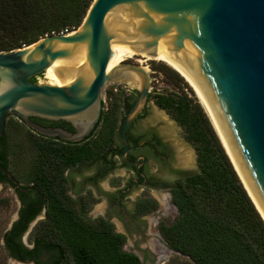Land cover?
I'll list each match as a JSON object with an SVG mask.
<instances>
[{"label": "water", "instance_id": "1", "mask_svg": "<svg viewBox=\"0 0 264 264\" xmlns=\"http://www.w3.org/2000/svg\"><path fill=\"white\" fill-rule=\"evenodd\" d=\"M149 68L182 78L264 224V0H91L71 32L0 50V134L12 114L39 134L80 141L98 119L104 85L122 81L136 89L118 128L124 155ZM43 70L39 82L27 79Z\"/></svg>", "mask_w": 264, "mask_h": 264}, {"label": "trees", "instance_id": "2", "mask_svg": "<svg viewBox=\"0 0 264 264\" xmlns=\"http://www.w3.org/2000/svg\"><path fill=\"white\" fill-rule=\"evenodd\" d=\"M90 1L0 0V50L21 47L63 28H75ZM156 69L179 91H148L146 100L152 98L180 126L183 139L193 148L197 166L170 187L176 213L169 223L158 222L159 234L170 249L184 256L176 264H264V224L219 141L191 93L182 91L186 87L182 78L171 69ZM35 76L27 79L35 82ZM104 93L108 104L104 106L101 101L92 130L76 142L48 137L39 140L17 117L8 126L10 114L4 116L0 160L7 162L8 154L21 178L35 182L45 214L28 233L29 245L20 237L31 213L21 221V210L19 218L0 233V264L7 257L33 264H141L135 253L121 248L124 235L115 231L111 222L88 218L87 207L64 190L62 171L66 166L105 160L107 156L112 164L111 156L119 150L115 140L119 124L134 97L114 95L110 89ZM28 147H32L30 160ZM6 204L7 198L0 196V206ZM154 206L155 201L148 200L143 211Z\"/></svg>", "mask_w": 264, "mask_h": 264}, {"label": "flooded vegetation", "instance_id": "3", "mask_svg": "<svg viewBox=\"0 0 264 264\" xmlns=\"http://www.w3.org/2000/svg\"><path fill=\"white\" fill-rule=\"evenodd\" d=\"M140 111L125 127L127 150L124 155L121 153L122 143L118 135L115 140L120 147L118 152L111 156L113 159L112 164L109 162V156H107L105 160L77 162L66 166L62 171L65 177V192L87 208L90 207L95 197L107 196L109 204L104 205L102 213H98L93 219L101 217L111 222L110 216L112 214L121 222L124 230L129 233L143 232L146 226L145 216L155 211L157 199L153 197L151 190L161 191L170 196L169 189L172 184L177 178L185 174L174 165V152L156 129L154 127L140 129L135 124L137 119L144 116V109ZM29 119L40 126L73 130L72 126L62 119L53 120L37 116H29ZM28 130L39 140L46 137L54 141L59 139L56 136L39 134L30 128ZM26 153L27 159L30 160L32 147H28ZM5 157L8 158L7 162H1L0 160V165L17 183L16 185L9 181L0 170V187L2 185L10 187L16 200V217L12 221L19 218L21 210V221H23L24 216L31 213V218L26 223L27 227L28 223L32 221L31 230L34 224L44 217L45 203L35 182L31 179L23 180L20 174L16 172L15 164L8 161L10 156L7 154ZM118 169L123 170V180L117 183L111 180L107 182L108 187L106 186V188L110 187L109 189H111L110 193H107L106 188L100 185L99 181ZM151 199L155 201V206L152 209L143 211L148 206V200ZM85 215L87 216V209ZM163 252H166V249L158 243L157 255Z\"/></svg>", "mask_w": 264, "mask_h": 264}, {"label": "rangeland", "instance_id": "4", "mask_svg": "<svg viewBox=\"0 0 264 264\" xmlns=\"http://www.w3.org/2000/svg\"><path fill=\"white\" fill-rule=\"evenodd\" d=\"M149 84L147 92L152 91H172L176 90L173 86L172 81L166 75L156 68H149ZM44 72L37 73L35 76V82H39ZM105 89H110L114 95L119 93L121 96L134 97L136 89L132 86L122 84V81L109 82L103 87L102 99L103 105L108 104V98L105 96ZM179 91V90H176ZM182 91L189 94L186 87L182 88ZM144 109V116L137 119L136 125L141 129L147 127H154L159 135L166 141L172 148L175 156L174 165L182 170V173L192 172L197 169L195 162V154L193 148L183 139L181 135V128L176 122L166 113L162 108L157 107L152 98L145 100L142 107ZM122 110V109H121ZM123 113V110L120 111ZM17 119L14 115L10 114L7 118V124L9 126L10 121ZM24 146V145H23ZM119 178V179H118ZM120 182L123 180V170L118 169L112 171L104 179L99 181V184L106 188V184L109 181ZM110 188V187H109ZM106 188V192L110 193L111 189ZM151 194L157 199V207L152 213H148L146 217V226L143 232H127L124 230L121 222L111 214L110 221L115 231L124 234V241L121 248L127 251H131L137 254L141 264H176L184 256L180 253L174 252L170 249L163 241L159 234L157 223L162 220L164 223H169L175 216L176 209L170 201L169 194L163 192L151 190ZM0 196L7 198V204L0 206V233L8 227L11 219L16 213V200L13 196L12 190L7 185L0 187ZM109 204L107 202V196H97L93 200L90 207L87 208V216L93 219L98 213H102V207ZM32 221H30L26 229L21 234V240L25 244L29 243L28 233L30 231ZM1 243V239H0ZM158 243L161 247L166 249L160 255H157ZM3 264H29L27 261H16L10 258H6Z\"/></svg>", "mask_w": 264, "mask_h": 264}, {"label": "built area", "instance_id": "5", "mask_svg": "<svg viewBox=\"0 0 264 264\" xmlns=\"http://www.w3.org/2000/svg\"><path fill=\"white\" fill-rule=\"evenodd\" d=\"M73 29H74L73 27H71V28H69V29H67V28H63V29L59 30V31L56 32V33L66 34V33L71 32Z\"/></svg>", "mask_w": 264, "mask_h": 264}, {"label": "bare ground", "instance_id": "6", "mask_svg": "<svg viewBox=\"0 0 264 264\" xmlns=\"http://www.w3.org/2000/svg\"><path fill=\"white\" fill-rule=\"evenodd\" d=\"M43 72H44V70H43Z\"/></svg>", "mask_w": 264, "mask_h": 264}]
</instances>
